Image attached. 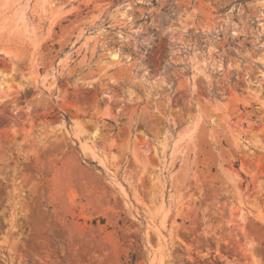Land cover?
<instances>
[{
    "label": "rangeland",
    "instance_id": "obj_1",
    "mask_svg": "<svg viewBox=\"0 0 264 264\" xmlns=\"http://www.w3.org/2000/svg\"><path fill=\"white\" fill-rule=\"evenodd\" d=\"M0 264H264V0H0Z\"/></svg>",
    "mask_w": 264,
    "mask_h": 264
}]
</instances>
